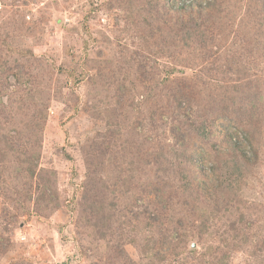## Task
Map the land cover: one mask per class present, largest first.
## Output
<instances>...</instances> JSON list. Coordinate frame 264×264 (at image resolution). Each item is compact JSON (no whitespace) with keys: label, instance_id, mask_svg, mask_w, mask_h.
I'll return each mask as SVG.
<instances>
[{"label":"rangeland","instance_id":"obj_1","mask_svg":"<svg viewBox=\"0 0 264 264\" xmlns=\"http://www.w3.org/2000/svg\"><path fill=\"white\" fill-rule=\"evenodd\" d=\"M161 2L0 0V264H264V0L196 16L169 85Z\"/></svg>","mask_w":264,"mask_h":264},{"label":"trees","instance_id":"obj_2","mask_svg":"<svg viewBox=\"0 0 264 264\" xmlns=\"http://www.w3.org/2000/svg\"><path fill=\"white\" fill-rule=\"evenodd\" d=\"M219 0H162L161 7L164 8L168 12H174L179 14L180 20L173 21L170 17L166 19L165 21V28H167L168 36H167V44H166V51L168 54L167 57V75L164 74L163 77V83L166 85H169L170 83L175 82L174 80H171L170 77L171 74L177 69H179L180 73L184 75V70L180 67V65H183V62L181 58L173 59L170 58L169 54H175L178 52V50H182L183 47H189V48H196V44H194V31L196 28H199L201 25H204V20L201 19L203 22H198L196 19V16L200 15L202 16L204 13H206L207 18L211 17V12L215 8V4ZM179 19V18H178ZM206 21V20H205ZM177 54H182L178 52ZM180 67V68H177ZM182 87V86H181ZM180 88V86H179ZM190 93V89H187L186 91H183L181 89H177L172 91L168 95L167 103L170 108H172V111L178 110L180 111L181 108L184 106V99L185 96ZM190 104V103H189ZM44 116V115H43ZM42 119V120H41ZM45 116L41 117L37 120V122L42 123L41 121H44ZM42 129V127H40ZM232 139V137H231ZM230 149L232 151H236L230 155H232L234 158H242L245 159V154L243 149L241 148L239 140L233 139L230 141ZM191 154V161L197 162V156L198 154H194L193 152H189ZM36 155V158L38 157ZM213 170H215V167H213ZM132 171V169H131ZM25 172L28 175L33 174L32 169H26ZM191 188H188V190L199 192L200 194H207V187L210 185L208 182L204 179H202L199 176H196L194 180L190 183ZM211 186V185H210ZM190 191V195H191ZM109 199V198H108ZM111 205V204H109ZM112 208V207H111Z\"/></svg>","mask_w":264,"mask_h":264}]
</instances>
